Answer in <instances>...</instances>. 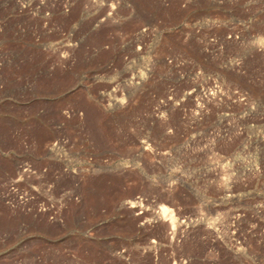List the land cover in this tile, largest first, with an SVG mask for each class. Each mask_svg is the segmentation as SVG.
Here are the masks:
<instances>
[{
	"label": "rangeland",
	"instance_id": "374dc122",
	"mask_svg": "<svg viewBox=\"0 0 264 264\" xmlns=\"http://www.w3.org/2000/svg\"><path fill=\"white\" fill-rule=\"evenodd\" d=\"M0 264H264V0H0Z\"/></svg>",
	"mask_w": 264,
	"mask_h": 264
},
{
	"label": "bare ground",
	"instance_id": "6f19581e",
	"mask_svg": "<svg viewBox=\"0 0 264 264\" xmlns=\"http://www.w3.org/2000/svg\"><path fill=\"white\" fill-rule=\"evenodd\" d=\"M163 211H164V213H163V214H166V212H167V208H166V207H164Z\"/></svg>",
	"mask_w": 264,
	"mask_h": 264
},
{
	"label": "built area",
	"instance_id": "2783aa9c",
	"mask_svg": "<svg viewBox=\"0 0 264 264\" xmlns=\"http://www.w3.org/2000/svg\"><path fill=\"white\" fill-rule=\"evenodd\" d=\"M11 188H12V190H16V188H15V187H13V186H12Z\"/></svg>",
	"mask_w": 264,
	"mask_h": 264
}]
</instances>
